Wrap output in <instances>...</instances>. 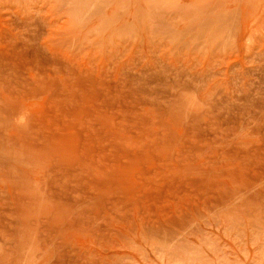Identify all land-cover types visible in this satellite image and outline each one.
<instances>
[{
	"label": "rangeland",
	"instance_id": "rangeland-1",
	"mask_svg": "<svg viewBox=\"0 0 264 264\" xmlns=\"http://www.w3.org/2000/svg\"><path fill=\"white\" fill-rule=\"evenodd\" d=\"M0 264H264V0H0Z\"/></svg>",
	"mask_w": 264,
	"mask_h": 264
}]
</instances>
